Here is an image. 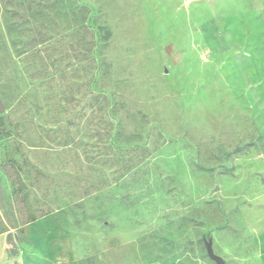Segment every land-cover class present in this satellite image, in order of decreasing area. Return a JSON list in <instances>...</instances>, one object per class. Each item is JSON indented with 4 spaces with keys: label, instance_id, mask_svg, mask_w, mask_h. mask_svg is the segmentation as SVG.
Wrapping results in <instances>:
<instances>
[{
    "label": "rangeland",
    "instance_id": "1",
    "mask_svg": "<svg viewBox=\"0 0 264 264\" xmlns=\"http://www.w3.org/2000/svg\"><path fill=\"white\" fill-rule=\"evenodd\" d=\"M5 1L0 264H264V0Z\"/></svg>",
    "mask_w": 264,
    "mask_h": 264
},
{
    "label": "trees",
    "instance_id": "2",
    "mask_svg": "<svg viewBox=\"0 0 264 264\" xmlns=\"http://www.w3.org/2000/svg\"><path fill=\"white\" fill-rule=\"evenodd\" d=\"M6 1L7 2H15L16 1L18 4H23V3L31 4V3L37 2V0H6ZM40 1H42V0H40ZM43 1H48V0H43ZM64 1L65 0H53L52 3H55V4L57 2H62L63 3ZM36 12L37 11H33L32 14L34 15ZM237 150H239V147L235 148L234 152L237 151ZM11 181L16 184V188L21 187V185L23 184L22 178L19 175L17 170L15 171L14 176L11 178ZM35 219H36V215H34L33 213H30L24 220L21 221V223L31 222V221H34ZM6 230H8V225H6V223L1 224L0 225V232L6 231Z\"/></svg>",
    "mask_w": 264,
    "mask_h": 264
},
{
    "label": "water",
    "instance_id": "3",
    "mask_svg": "<svg viewBox=\"0 0 264 264\" xmlns=\"http://www.w3.org/2000/svg\"><path fill=\"white\" fill-rule=\"evenodd\" d=\"M3 111H4V107H3L2 102L0 101V114L3 113ZM214 259L218 262V264H223V262H222V260L220 258H216L215 257Z\"/></svg>",
    "mask_w": 264,
    "mask_h": 264
}]
</instances>
